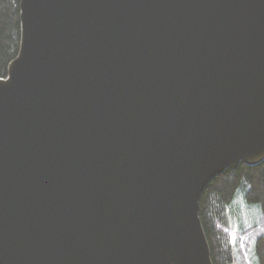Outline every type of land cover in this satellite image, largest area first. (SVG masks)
<instances>
[{"label": "water", "instance_id": "1", "mask_svg": "<svg viewBox=\"0 0 264 264\" xmlns=\"http://www.w3.org/2000/svg\"><path fill=\"white\" fill-rule=\"evenodd\" d=\"M0 79V264H214L204 190L264 162V0H21Z\"/></svg>", "mask_w": 264, "mask_h": 264}, {"label": "trees", "instance_id": "2", "mask_svg": "<svg viewBox=\"0 0 264 264\" xmlns=\"http://www.w3.org/2000/svg\"><path fill=\"white\" fill-rule=\"evenodd\" d=\"M21 42V0H0V79L8 77L10 64L20 54ZM240 190L245 192L246 203L258 205L264 216V162L256 166L242 162L236 170H226L202 194L200 218L214 264H237L229 211ZM241 236L240 240L250 237L255 264H264V231L254 227Z\"/></svg>", "mask_w": 264, "mask_h": 264}, {"label": "rangeland", "instance_id": "3", "mask_svg": "<svg viewBox=\"0 0 264 264\" xmlns=\"http://www.w3.org/2000/svg\"><path fill=\"white\" fill-rule=\"evenodd\" d=\"M229 212L231 220L230 233L233 235L232 243L235 247L237 264H255L256 256L250 237H243V240H240V237H242L241 234L244 231L254 227L264 231V216L261 209L258 205L246 203L245 192L240 190Z\"/></svg>", "mask_w": 264, "mask_h": 264}]
</instances>
